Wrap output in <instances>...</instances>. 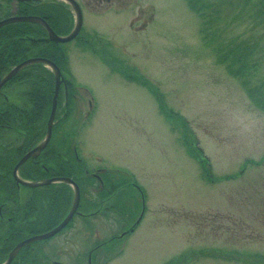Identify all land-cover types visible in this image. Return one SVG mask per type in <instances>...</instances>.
Here are the masks:
<instances>
[{"label": "rangeland", "instance_id": "1", "mask_svg": "<svg viewBox=\"0 0 264 264\" xmlns=\"http://www.w3.org/2000/svg\"><path fill=\"white\" fill-rule=\"evenodd\" d=\"M76 1L83 32L65 46L67 66L55 63L63 81L52 134L37 157L25 162L47 168L43 161L51 150H60L66 162L72 148L80 156L82 168L74 176L25 180L67 178L79 187L82 215H74L42 246L50 263L89 264V253L97 250L94 264H264V110L218 61L221 51L259 40L263 52L254 57L257 73L251 81L255 88L264 82V19L258 23L252 17L251 0H200L206 6L221 3L213 41L188 0ZM38 2L0 0V22L34 16L48 23L16 13L20 3ZM44 39L51 41H39ZM11 80L2 86L4 93L24 108V86L19 91ZM56 89L55 77L50 112L42 122L46 130L33 149L47 137ZM190 146L208 159L211 179L189 155ZM16 183L21 204L38 195L35 207L45 214L57 207L53 193L60 184L74 187L68 213L74 203L73 184ZM110 190L112 201L89 215L93 208L87 205H99Z\"/></svg>", "mask_w": 264, "mask_h": 264}, {"label": "trees", "instance_id": "2", "mask_svg": "<svg viewBox=\"0 0 264 264\" xmlns=\"http://www.w3.org/2000/svg\"><path fill=\"white\" fill-rule=\"evenodd\" d=\"M235 1L245 2L249 0ZM188 2L202 19L204 26L202 30L206 29L210 33L206 36L213 41L214 29L220 23V20L217 21L216 17L223 13L221 12V3H210V6H206L200 0H188ZM250 2L255 8L252 10L254 11L252 17L258 23H261L264 19V2L262 0H251ZM16 13L18 15L34 14L45 18L54 31L61 36L68 35L73 27L71 11L66 4L61 2H38L33 3V5L20 3ZM212 18H215V20ZM45 37H48L47 31L38 24L16 23L2 28L0 30V78L9 73L13 67L35 58H48L60 68L67 66L66 45L45 39V41H39V39ZM261 47L259 40L255 42L241 41L237 45L235 44L231 51L229 49H227V52H224L226 50L221 51L220 55L218 54V61L226 65L230 74L239 79L247 93L252 96L253 102L264 110V82L259 83L258 87L255 88L251 81L252 76L257 73L256 63L258 61L254 60V57L259 51L263 52ZM54 79V73L43 64H32L13 78L9 83L10 86L12 84L20 86L17 89L19 91L22 89L21 86H24V90L20 92L25 100L24 108L18 103L12 102L8 96V100H6L3 94L0 93V207L3 204L9 205V210L11 205H13L14 209L10 211L24 212L23 217L14 216L15 218L13 217L12 222H6L5 220L6 228L4 229L10 230L11 233L0 238V264L5 262L9 253L21 239L41 234L56 227L67 215L73 199L72 188L68 185L60 184L57 187V192L53 193V199L57 200V207H51L50 209L53 210H50L47 214L40 207H35L36 203L39 202L35 200V198L39 197L38 195H32L24 203V207H20L18 206L21 205L20 187L13 175L20 159L33 149L44 136L46 124H42V122L47 117V113L50 112L48 107L46 109V106H51ZM26 107L28 109L25 110ZM5 126H7V133L14 134L16 138L11 139L12 137H9L8 134L5 135ZM188 151L190 156L201 162L206 177L209 179L210 171L206 167L208 159L203 155L202 151L195 150L192 146L189 147ZM64 158L65 156L60 153V150H51V153L43 161L47 163V168L41 166L42 163L29 160L20 168L19 174L24 180L29 181H37L43 177L49 178L51 173L74 176L78 167H81L74 150H72V156H70L71 161L69 162L71 163L66 162ZM83 186L84 184L82 183L81 187L83 188ZM59 192L64 193L61 195ZM95 204L92 203L91 205L96 207ZM51 216L53 218L50 225L40 228L41 224L44 223L43 221L49 222ZM36 218H39V220ZM12 264L36 263L30 258H26V255H19Z\"/></svg>", "mask_w": 264, "mask_h": 264}, {"label": "water", "instance_id": "3", "mask_svg": "<svg viewBox=\"0 0 264 264\" xmlns=\"http://www.w3.org/2000/svg\"><path fill=\"white\" fill-rule=\"evenodd\" d=\"M17 1H24V0H17ZM38 1H40V0H38ZM62 1L69 3L74 8V10L76 12L75 27L72 30V32L67 36H60V35L56 34L54 32V30L48 25V23L46 21H44L40 17H34V16L33 17H11V18L5 19L4 21L0 22V28L6 26L8 24L16 23V22H24V21L34 22V23L40 24V25L45 27V29L48 32V39H50L52 42H55V43L71 42L78 37V35L80 34V32L83 28V13H82L81 7L79 6V4L75 0H62ZM36 63H42L46 66L51 67L54 70V74H55L56 81H57V89L55 91V96H54L53 110H52V113H51V116L49 119V123H48L47 137L44 139V141L37 148L33 149L30 153L26 154L20 160V162L17 164V166L14 169V177L18 183L29 186V187H38V186H41L42 184H48V183H53V182H67L71 185L73 184L75 186V199H74V203H73L72 208H71L70 212L68 213L67 217H65V219L56 228H54L53 230H51L47 233L33 236V237L29 238L28 240L19 243L14 248V250L10 253L8 260L4 264H11L12 261L16 258L19 251L23 248V246H25L29 243H32L34 241L49 239V238L55 236L56 234H58L59 232H61L64 228H66L67 225L70 223V221L73 219L74 215L77 213L78 205L80 203L79 187L77 186V184L73 183L70 179L62 178V179H54V180L45 181L43 183H35V182L24 181L19 176V169L21 168V166H23L28 159L37 157V155L44 149V147H46V145H47V143L51 137V134H52L51 132H52V128L54 125V118L56 115L57 98H58V94H59V85L63 81V79H62L63 77H62V73H61L59 67L53 61L48 60V59H44V58H35V59L27 60L20 65H17L3 79L0 80V90H1L2 86L6 82L11 80L22 69H24L25 67H27L29 65L36 64Z\"/></svg>", "mask_w": 264, "mask_h": 264}, {"label": "flooded vegetation", "instance_id": "4", "mask_svg": "<svg viewBox=\"0 0 264 264\" xmlns=\"http://www.w3.org/2000/svg\"><path fill=\"white\" fill-rule=\"evenodd\" d=\"M103 1V0H102ZM67 85V84H66ZM6 89L5 88H2L1 90H0V93L1 94H3V96L5 97V99L6 100H8V97H7V95L4 93V91H5ZM7 126H5V131H6V134L5 135H7V128H6ZM13 175H14V173H13ZM97 177V179H98V177H99V175L98 176H96ZM100 178V177H99ZM101 182H102V184L103 185H105V183H104V181L102 180V177L99 179ZM16 181V180H15ZM113 186H115V185H113ZM84 188V187H83ZM104 188V187H103ZM90 188H88L87 189V193L86 194H84V196L85 195H89V193H90ZM103 191H104V189H103ZM111 191L112 190H110L109 191V194H108V196L105 198V197H103L102 196V199H101V203L99 204V205H97L96 207H94L93 205H87L89 208H93V213L92 214H89V215H93V214H95V210H97V212H99L100 210H102V209H100L103 205H104V202H106V201H108V200H110V201H112V199H113V197H114V195L115 194H112L111 193ZM114 192H116V191H114ZM112 205V204H111ZM110 205V206H111ZM18 206H20V207H24V205H18ZM110 206H109V208H110ZM10 206L9 205H5V204H3L1 207H0V219H1V221H0V233H1V235H0V238H1V236H4V235H9L10 233H11V231L10 230H5L4 228H6V225H5V220H6V222H12V220L15 218V217H23L24 216V212L23 211H21V213L20 214H18L17 212H15V211H10L11 209H14L13 208V205H11V208L9 209V210H7L8 208H9ZM106 209H108V207H106ZM104 210V209H103ZM3 214H2V213ZM79 214L78 215H82V212L80 211V212H78ZM6 214V215H5ZM15 216V217H14ZM14 217V218H13ZM2 229H4V230H2ZM7 233V234H6ZM36 235V234H35ZM31 236H34V235H31ZM31 236H29V237H26V238H24V239H21L20 241H18L17 242V244L15 245V247L19 244V243H21V242H24V241H26V240H28V238H30ZM51 240H53V239H44V240H39V241H34V242H32V243H29V244H27V245H25V246H23V248L19 251V253L17 254V256H16V258L19 256V255H26V258H30L33 262H35L36 264H52V263H50V258H49V256L47 255V253H48V251H47V249H46V247L45 248H42V246H44L45 244H47V243H49ZM43 244V245H42ZM14 247V248H15ZM13 248V249H14ZM57 248V247H56ZM56 248H54L53 249V251L56 249ZM22 252H23V254H22ZM10 254V253H9ZM93 255H95V257L93 256ZM8 257H9V255H8ZM8 257H7V259H8ZM15 258V259H16ZM95 258H97V259H99L100 257H99V255H98V251L96 250V251H94V252H90L89 253V257H88V260H89V264H94V261H95ZM7 259L5 260V262L7 261ZM5 262H3L2 264H4ZM99 262H97L96 264H98ZM12 264V263H11ZM53 264H58V263H56V262H54Z\"/></svg>", "mask_w": 264, "mask_h": 264}]
</instances>
